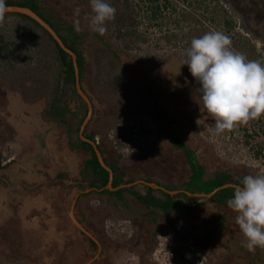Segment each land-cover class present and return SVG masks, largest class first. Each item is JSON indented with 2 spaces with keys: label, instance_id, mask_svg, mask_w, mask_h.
I'll list each match as a JSON object with an SVG mask.
<instances>
[{
  "label": "rangeland",
  "instance_id": "374dc122",
  "mask_svg": "<svg viewBox=\"0 0 264 264\" xmlns=\"http://www.w3.org/2000/svg\"><path fill=\"white\" fill-rule=\"evenodd\" d=\"M156 1L106 0L116 8V16L100 35L87 26L92 15L89 0H49V9L54 7L73 26L79 21L82 29L83 85L96 107L88 132L114 160L131 170L147 165L168 183H181L186 175L184 145L207 170L264 172V154L256 156L251 150L252 145L262 146L264 152V116L213 135L214 121L203 108L199 85L183 65L191 40L213 30L229 36L232 47L248 59L264 63V0H159L162 10L153 17ZM16 22L13 17L0 20V29L11 41L7 56L0 54V264H62L63 259L67 264H207L188 250L187 257L178 259L177 243L191 244L172 234H159L149 244L147 230L142 232L121 209L96 195L80 202L105 238L104 255L91 252L88 235L71 215L74 197L81 191L77 183L82 181L83 153L71 150L66 131L44 118L53 89L54 51L40 30L36 39L42 50H37V42L23 39L34 30L27 27L31 31L23 34ZM125 91L131 107L121 115L119 100ZM149 127L151 134L140 132ZM245 130L254 136L250 144ZM225 209L229 211L220 208ZM236 227L233 222L222 229L223 237L210 236L220 248L205 249L207 255L227 259L225 243L244 240ZM83 245L86 254L80 263L75 250ZM240 248L230 247V257L222 264H264V250L257 248L255 254L242 244Z\"/></svg>",
  "mask_w": 264,
  "mask_h": 264
},
{
  "label": "trees",
  "instance_id": "16d2710c",
  "mask_svg": "<svg viewBox=\"0 0 264 264\" xmlns=\"http://www.w3.org/2000/svg\"><path fill=\"white\" fill-rule=\"evenodd\" d=\"M158 1L159 0H157L151 7L153 11V17H157L160 10H162V7ZM6 5L28 7L32 9L56 30L65 45L69 49L73 50L78 56L80 82L83 90L86 92L83 85L86 68V60L82 50V42L84 38L81 36L79 31L76 30L75 26L67 22L66 19H64V17L60 14H56L53 11L56 10L54 7H51L53 10L49 9V0H6ZM7 17L17 18V22L15 24L23 34L34 30L31 34H29V36L23 37V39L31 41L30 43H32V40L37 42L36 32L39 30L45 33L47 38L50 40V45L54 51L50 58V66L54 67L53 74L50 76V80L53 82V89L51 92V98L49 97V113L48 116H45L44 118L46 121L54 120L57 123V126L66 131L68 137L67 144L71 150L74 152L76 150H80V154L83 153V161L79 160L81 162L80 174L82 175V181L77 183V185L78 189H80L82 192L88 189H91V191L82 194V196L79 198V205L80 202L82 203L87 197L94 195L105 200L107 199L110 204H113L121 209L123 216H125V218L129 221H133L136 226H139L142 232L146 230L152 232L155 230L153 237L157 238V235L159 234H166L163 230L164 225L162 224L164 214L168 215L173 210L189 213L198 206L192 207L187 204L185 205L181 199L177 200L175 199V196L162 189L154 188L150 186L149 183H155L158 186L165 184L167 187L174 185L171 187L174 190L184 186L192 193H210L216 188L231 182L234 177H238L237 181L240 184L243 177L248 175L245 173H240L242 171L231 172L229 169L221 168L216 170H207L200 164L196 165L194 163L196 156L193 155V151L188 149L186 146H183L185 148V154L188 156V159L191 162L192 173L188 179H183V182L181 183H168L164 181L163 178H161L160 174L150 171L147 165L140 164L139 166H136L134 170H131L129 167L123 165L120 161L111 158L109 156L110 153L106 151L104 146L99 143L97 146L101 151L106 164L113 170L114 173L112 186L114 188L121 186L120 189L111 191L109 188H107L110 182L109 171H107L100 163L94 146L91 143L82 140L80 136L81 127L88 115L89 108L88 104L79 95L77 90V78L72 56L59 45V43L46 29H44L36 20L32 19L28 15L21 13H8L4 18ZM227 25L233 26V23L228 21ZM27 27L31 30L26 29ZM3 34L4 37L2 36ZM8 42H11L9 35L4 33L3 29H0V54H3V56H7L5 48H7ZM35 46L37 50H42L41 43L37 42ZM114 54L117 58H119L117 52H114ZM0 59L2 60L1 55ZM42 61H44L43 57L40 62L43 63ZM127 96H130V93L127 91L121 93V97H123L122 100H119V108L123 110L121 115H123L124 112L131 107L130 101L126 99ZM151 97L153 100L155 99L153 94ZM95 108L96 107L94 105V115L86 126L84 134L88 139L97 143L95 134H90L88 132L91 124L96 120ZM118 116L119 115L116 114V117ZM134 124L137 126V129L140 127V123L137 121ZM118 130L120 133L121 128ZM143 130L146 132V134L152 133L151 128H143L142 130L140 129V132L142 133ZM125 131L126 129H122L123 134H125ZM244 132L246 144H250V139H252L254 136L248 133L246 130ZM251 150L255 151L256 156H262L264 154L262 146L257 147L252 145ZM140 181H143L144 183H140ZM128 184L131 185L126 186ZM233 189L234 188H226L219 190L214 196L218 197L220 195V197L232 198L234 195ZM78 207L80 208L83 215V219H81L80 222L88 230H92V233L101 241L102 245L104 246V236L98 232V227L93 223L89 217L90 215L84 210L83 206ZM148 224L154 225V230L151 228L147 229L146 226ZM83 235L85 236L86 234L83 232ZM87 240L89 242L91 252L97 251L99 248L98 244L89 236ZM75 253L77 254V259H79V262L82 263L86 254V248L84 245L75 250ZM66 262V259H63L62 264H67Z\"/></svg>",
  "mask_w": 264,
  "mask_h": 264
},
{
  "label": "clouds",
  "instance_id": "9594fccd",
  "mask_svg": "<svg viewBox=\"0 0 264 264\" xmlns=\"http://www.w3.org/2000/svg\"><path fill=\"white\" fill-rule=\"evenodd\" d=\"M89 4V30L105 35L108 23L115 19L116 8L106 0H89ZM7 11L6 0H0V20ZM76 14L79 15V9ZM74 26L77 31L82 30L79 21ZM183 65L188 66L199 85L203 108L214 121L213 135H222L264 116V63L235 50L230 37L223 32L213 30L193 38L185 50ZM233 193L227 206L235 213L234 222L243 234L242 247L249 252L264 250V172L244 176ZM180 244L175 247L179 257H187L188 250L200 261L198 250Z\"/></svg>",
  "mask_w": 264,
  "mask_h": 264
},
{
  "label": "crops",
  "instance_id": "0c3cea01",
  "mask_svg": "<svg viewBox=\"0 0 264 264\" xmlns=\"http://www.w3.org/2000/svg\"><path fill=\"white\" fill-rule=\"evenodd\" d=\"M181 143H182L181 146H183L182 141H181ZM184 147H185V145H184ZM186 147L188 148V146H186ZM193 155L196 156V153L193 152ZM194 163L196 165L199 164L198 161H196V160ZM183 164H184V168L186 170V175H185V177H183V179L186 180L189 178L190 174L192 173L191 172V166L192 165H191V162L189 161L187 155H185V160H184ZM184 168H182V170H184ZM237 180L238 179L236 177H234L231 182L226 183L223 186L216 188L214 191H212L210 193H192L191 191L187 190L184 186H181L177 190H174L170 186L167 187V185L162 184L160 186V188H157V189H162V190L170 193L171 195L175 196V199H177V200L181 199V201H183L185 203V205L187 204V205H190L192 207L198 206L189 213L179 212L178 210H173L168 215L164 214L162 224L164 225L163 230L165 231V233H169L170 235L172 234L173 236H176V238H178L181 241L186 240V242L188 241L187 243H190L193 246L194 245L198 246L201 249V252L205 255L204 256L201 254L202 258H204V261L206 259L207 264H222L223 261H224V263L227 262V259H229V257H230V253H229L230 247L231 248H238L239 250H241V248H240L241 244L239 242L231 241V243H227V242L225 243L226 244L225 247L228 248V251L226 253L227 255H225V256H227V259H225V256L223 257L225 260H222V258L220 259L219 257H211L212 255L208 256L205 249L210 248V247H212L213 249L220 248V245L218 244L217 240L214 237L211 238L210 236H212V235L215 237L222 236L223 235V234L221 235V232H223L222 229L224 227L228 226V224H232L234 222L235 214L233 212H231L230 209H229V211L227 209H225V211L220 210V208L222 209V207L228 208L227 200L229 198L228 197H220V195L217 197L214 195L219 190L226 189V188H235L237 185H239ZM164 181L168 182L167 180H164ZM140 183H144V182L140 181ZM151 184H155V183H149L150 186H152ZM90 191H91V189H88L84 192L80 191L74 197V203L72 206V213H74L75 217H77V219H79V221H81V219H83L82 218L83 215L81 213V210L78 207V206L82 207V204L79 205V198L82 196L83 193H88ZM210 204L212 206L216 207V209H214V208L212 209V206H210ZM217 207L220 210V211L218 210V212L216 211ZM147 226H148L147 229L151 228L154 230V228H153L154 225L148 224ZM234 230H236L238 233L241 234L238 226ZM154 231H152V232L148 231V235H149L150 240H151L150 242H148L149 244L151 242L153 243V241L155 239V237H153ZM99 242L101 244V247L98 248V256L100 257V256L104 255V253H103L104 247H103L101 241H99ZM196 246H194V247H196ZM254 253L256 254V252H254ZM191 255H194V254L191 253Z\"/></svg>",
  "mask_w": 264,
  "mask_h": 264
},
{
  "label": "water",
  "instance_id": "95a60500",
  "mask_svg": "<svg viewBox=\"0 0 264 264\" xmlns=\"http://www.w3.org/2000/svg\"><path fill=\"white\" fill-rule=\"evenodd\" d=\"M8 7V11L6 14L8 13H21V14H25V15H28L29 17H31L32 19L36 20L44 29H46L50 34L51 36L59 43V45L66 51L68 52L71 56H72V59H73V62H74V66H75V72H76V78H77V90H78V93L79 95L86 101V103L88 104V108H89V112H88V115L81 127V131H80V136H81V139L86 141V142H89L91 143L93 146H94V149L96 150V153H97V156H98V159L100 161V163L102 164V166L107 170L109 171L110 173V182L107 186V188H109L111 191H115V190H118L121 188L118 187V188H114L112 186V183H113V179H114V173H113V170L106 164L105 160H104V157L101 153V151L99 150L97 144L95 142H93L92 140L88 139L85 134H84V131L86 129V126L88 125V123L91 121L93 115H94V105L90 99V97L85 93V91L83 90L82 88V85H81V82H80V74H79V66H78V56L77 54L69 49L65 43L63 42V40L61 39V37L58 35V33L56 32V30L49 24L47 23L42 17H40L36 12H34L32 9L28 8V7H20V6H7ZM131 184H128L126 186H130ZM153 187L155 188H160V186H158L157 184H151ZM217 191V190H216ZM72 215V218H73V221L75 222V224L77 225V227L82 231L84 232L85 234H87L91 239H93L98 245L99 247H101V244L100 242L94 237L92 236V234H90L83 225H81L78 220L76 219L75 215H73V213L71 214ZM90 262L86 263V264H90Z\"/></svg>",
  "mask_w": 264,
  "mask_h": 264
},
{
  "label": "built area",
  "instance_id": "2783aa9c",
  "mask_svg": "<svg viewBox=\"0 0 264 264\" xmlns=\"http://www.w3.org/2000/svg\"><path fill=\"white\" fill-rule=\"evenodd\" d=\"M172 243V242H171ZM171 243H168V244H166V246L167 247H170L171 246ZM161 244V243H160ZM173 244V243H172ZM181 244L180 243H177V245L175 246V247H177V246H180ZM172 255H174V256H176V253H172ZM178 259L180 258L179 256L177 257Z\"/></svg>",
  "mask_w": 264,
  "mask_h": 264
},
{
  "label": "flooded vegetation",
  "instance_id": "af4514ba",
  "mask_svg": "<svg viewBox=\"0 0 264 264\" xmlns=\"http://www.w3.org/2000/svg\"><path fill=\"white\" fill-rule=\"evenodd\" d=\"M159 240V239H158ZM159 242V241H158Z\"/></svg>",
  "mask_w": 264,
  "mask_h": 264
}]
</instances>
